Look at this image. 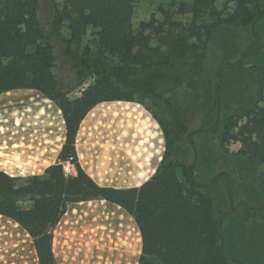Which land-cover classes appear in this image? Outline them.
<instances>
[{
    "label": "trees",
    "instance_id": "16d2710c",
    "mask_svg": "<svg viewBox=\"0 0 264 264\" xmlns=\"http://www.w3.org/2000/svg\"><path fill=\"white\" fill-rule=\"evenodd\" d=\"M60 1V7L52 3V25L58 30L61 24H68L70 41L65 42L63 54L74 60L69 43L78 42L86 29L92 28L100 50L117 56L122 63L136 60L135 50L145 42L144 32L152 28L148 22L140 23L139 31L133 30V4L136 0ZM234 2L235 8L226 23L249 27L251 40L243 44L241 56L218 67V94L228 71L246 68L247 59L264 53V41L256 28L264 16V0ZM213 4L214 0H192L193 20L206 14ZM36 10L35 0H0V94L14 89L37 90L56 103L65 122L64 145L57 162L45 169L43 178L31 177L25 185L17 186L14 178L0 171V215L17 223L30 236L37 264H56L52 229L65 213L66 204L93 199L114 203L133 217L141 237L139 264H231L233 260L224 253L222 222L236 210L232 199L233 177L227 171H220L207 185L196 182V158L189 162L183 148L162 128L161 121L158 122L165 136L164 156L155 173L139 188L118 190L100 187L81 169L74 146L81 120L98 103L134 101V92L114 77V74H121V68L115 72L108 70L110 80L87 86L74 100L57 91L55 81L49 76L53 60L50 51L41 48L28 51L42 38ZM76 63L81 66L76 86L82 85L88 76L100 74V71H93L84 59ZM182 82L179 92L185 86ZM157 84L155 80L150 82L142 93H151L159 98L161 94ZM244 118L233 138L242 143L241 154L263 163L264 107L254 106ZM196 132L189 131L188 142ZM69 157L73 158V177H66L61 168ZM232 173L238 175L234 163ZM251 176L252 173H247L242 179L249 180ZM221 179L230 204L215 218L213 201L203 190L216 186Z\"/></svg>",
    "mask_w": 264,
    "mask_h": 264
},
{
    "label": "rangeland",
    "instance_id": "374dc122",
    "mask_svg": "<svg viewBox=\"0 0 264 264\" xmlns=\"http://www.w3.org/2000/svg\"><path fill=\"white\" fill-rule=\"evenodd\" d=\"M35 1L42 38L28 51L37 48L50 51L53 60L49 76L55 81L57 91L66 94L76 87L73 97L80 87L85 89L95 82L110 80L108 70L115 72L121 68V74L114 77L134 92L135 101L163 123L162 128L183 148L189 162L196 158V182L207 185L220 171L231 173L236 210L222 222L224 253L233 260L231 264H264V208H261L264 206V162L241 154L242 143L233 138L245 121V114L254 106L264 107V53L247 59L249 67L228 71L220 93H216L218 67L241 56L243 44L251 40L249 27L226 23L235 8L234 0H214L212 8L196 21L191 14L192 0H136L133 30L139 31L140 23L148 22L152 28L144 32L145 42L136 48L133 63H122L117 56L100 50L92 28H87L78 42L69 43L74 60L63 54L65 42L70 41L68 24H61L58 30L52 25V3L60 7L61 1ZM256 28L264 41V16ZM81 59L100 74L88 76L77 87L81 66L76 62ZM154 80L159 83V98L142 93ZM182 81L184 90L181 87L179 92ZM196 130L188 142L189 131ZM232 161L238 175L232 173ZM247 173L252 176L243 180ZM26 183L27 180H18L15 184ZM203 192L213 201L215 218L221 210L229 208L230 199L222 179ZM26 234L14 224L0 229V252L5 264H30L20 256L27 251Z\"/></svg>",
    "mask_w": 264,
    "mask_h": 264
},
{
    "label": "crops",
    "instance_id": "0c3cea01",
    "mask_svg": "<svg viewBox=\"0 0 264 264\" xmlns=\"http://www.w3.org/2000/svg\"><path fill=\"white\" fill-rule=\"evenodd\" d=\"M74 89L66 93L69 100L84 90L80 87L71 97ZM65 133L61 110L41 92L14 89L0 94V171L16 182L43 178L45 169L57 162ZM74 143L76 161L88 177L100 187L118 190L139 188L165 152L159 122L135 100L93 106L81 120ZM12 224L19 227L0 215V229ZM24 238H29L27 251L20 256L37 264L33 242L28 234ZM141 247L133 217L101 199L67 203L52 229L56 264H139ZM0 259L5 264L1 252Z\"/></svg>",
    "mask_w": 264,
    "mask_h": 264
},
{
    "label": "built area",
    "instance_id": "2783aa9c",
    "mask_svg": "<svg viewBox=\"0 0 264 264\" xmlns=\"http://www.w3.org/2000/svg\"><path fill=\"white\" fill-rule=\"evenodd\" d=\"M72 160L73 158L69 157L66 161L61 164L62 172L66 177H71V172L74 167L72 164Z\"/></svg>",
    "mask_w": 264,
    "mask_h": 264
},
{
    "label": "water",
    "instance_id": "95a60500",
    "mask_svg": "<svg viewBox=\"0 0 264 264\" xmlns=\"http://www.w3.org/2000/svg\"><path fill=\"white\" fill-rule=\"evenodd\" d=\"M250 65H246V67H249Z\"/></svg>",
    "mask_w": 264,
    "mask_h": 264
}]
</instances>
